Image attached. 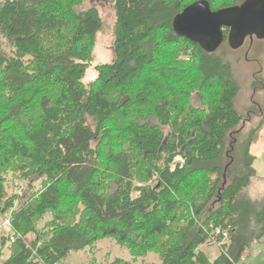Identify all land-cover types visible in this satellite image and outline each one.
Instances as JSON below:
<instances>
[{
	"label": "trees",
	"instance_id": "obj_1",
	"mask_svg": "<svg viewBox=\"0 0 264 264\" xmlns=\"http://www.w3.org/2000/svg\"><path fill=\"white\" fill-rule=\"evenodd\" d=\"M198 1L114 0L116 59L85 84L104 26L95 7L0 0V216L20 235L1 238L0 264H63L105 239L160 264H240L264 239V197L244 194L262 123L241 135V88L222 51L230 31L208 53L174 30ZM250 45L246 58L261 66L264 44ZM213 245L211 261L202 248Z\"/></svg>",
	"mask_w": 264,
	"mask_h": 264
},
{
	"label": "rangeland",
	"instance_id": "obj_2",
	"mask_svg": "<svg viewBox=\"0 0 264 264\" xmlns=\"http://www.w3.org/2000/svg\"><path fill=\"white\" fill-rule=\"evenodd\" d=\"M91 7H95L99 11L104 26L97 35L93 62L87 69L85 78L83 79L85 84L95 80L97 76L96 66L111 64L116 59L114 53L116 22L114 0H85L82 9L88 10ZM261 42H264V40H259L253 34L248 37L246 44L240 49H230L228 46L225 47V50L220 49L223 52L229 53V59L233 62L235 78L241 88L236 101L237 109L243 116V121L240 126L241 135L247 137L260 122L262 123L250 149L251 154L256 157V164L253 167L255 172L251 178L250 186L244 191V194L253 201H259L264 197V63L260 66L254 60L251 62L246 58V54L247 51L249 53L253 52L250 43H255L257 47L260 44H264ZM200 103V95L196 94L193 97L192 104L197 108L200 107ZM35 188L39 190L41 188L40 184H37ZM8 189L10 192L18 194L23 191L24 187L20 185L19 187L13 188L11 184ZM26 192H22L23 195ZM3 217L4 215L0 216V225ZM51 220L52 216L47 215L39 223L38 230L42 231ZM4 235L5 232L0 231V244L1 238ZM33 240V236L27 239L29 243ZM5 250L3 260L8 257V249L6 248ZM202 250H204L211 261L216 259L220 254V249L216 245L203 247ZM117 258L128 261L131 264L161 263L158 254L155 252H150L143 257L134 259L129 249L122 247L114 239H105L100 241L95 249L71 254L63 264H92L93 262L108 264ZM240 264H264V239L260 242H254L244 253Z\"/></svg>",
	"mask_w": 264,
	"mask_h": 264
},
{
	"label": "water",
	"instance_id": "obj_3",
	"mask_svg": "<svg viewBox=\"0 0 264 264\" xmlns=\"http://www.w3.org/2000/svg\"><path fill=\"white\" fill-rule=\"evenodd\" d=\"M176 34L215 53L225 42V29L230 31L232 49L244 46L250 35L264 40V0H245L241 5L213 10L208 1L188 6L174 20Z\"/></svg>",
	"mask_w": 264,
	"mask_h": 264
},
{
	"label": "built area",
	"instance_id": "obj_4",
	"mask_svg": "<svg viewBox=\"0 0 264 264\" xmlns=\"http://www.w3.org/2000/svg\"><path fill=\"white\" fill-rule=\"evenodd\" d=\"M0 231H4L5 235L9 238L8 241V245H13L14 243L17 242V240L20 238V235H18L13 227H12V223H11V216L8 214L6 215L1 222L0 225ZM216 236L220 237L223 241V243H225L228 238H229V234L226 231H221L220 229H218L216 231Z\"/></svg>",
	"mask_w": 264,
	"mask_h": 264
},
{
	"label": "crops",
	"instance_id": "obj_5",
	"mask_svg": "<svg viewBox=\"0 0 264 264\" xmlns=\"http://www.w3.org/2000/svg\"><path fill=\"white\" fill-rule=\"evenodd\" d=\"M260 130V129H259ZM255 157V156H254ZM256 158V157H255ZM256 164V161L254 162V164H253V167H254V165ZM8 255H9V253H8Z\"/></svg>",
	"mask_w": 264,
	"mask_h": 264
}]
</instances>
